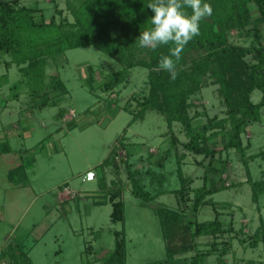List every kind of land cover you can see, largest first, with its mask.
Returning a JSON list of instances; mask_svg holds the SVG:
<instances>
[{"label": "rangeland", "instance_id": "rangeland-1", "mask_svg": "<svg viewBox=\"0 0 264 264\" xmlns=\"http://www.w3.org/2000/svg\"><path fill=\"white\" fill-rule=\"evenodd\" d=\"M67 1L74 3V0H22L21 4L41 9L35 13L38 20L48 21L51 15L56 20L61 17L72 20ZM247 6L250 17L255 18L256 6L252 2ZM257 29L264 42V26L260 23ZM253 34L239 28L228 31L229 41L242 46L251 43ZM9 60L6 53L0 56V148L2 144L9 146V151L0 152V251L7 247L21 249L29 259L28 264H103L104 257L114 248V231L123 230L125 264L165 261V238L156 207H177L172 192L180 187L175 151L184 153L180 167L183 175L191 179L192 188L202 185L204 164L209 158L183 149L180 142L187 137L180 123L174 122L172 130L179 140L177 149L171 147L167 157L160 164L157 162L171 140L165 117L148 110L142 119L133 120L138 106L132 97L147 92V69L129 68L128 80L113 91L103 92L100 88L90 91L85 84L87 66L92 67L93 85L98 86L107 73L119 69L121 64L92 45L67 49L56 53L45 69L46 80L60 78L67 94L57 104L30 108L28 85L19 83L21 73L14 63L6 62ZM250 97L258 103L262 91L254 89ZM188 100L194 105L191 115L195 110L204 111L193 119L194 125L206 117L225 116L218 84L209 77ZM127 103L128 110L123 108ZM60 107L65 109L62 118L58 115ZM259 111V120L241 134L242 143H249L246 160L235 149L223 151L221 157L227 159V170L221 177L230 186L210 195L218 205L224 226L231 217L234 221L233 232L218 237L219 241L230 240L223 264L250 261L264 264L263 244L252 248L239 241L264 224V191L253 201L249 182L264 181V158L258 156L264 150V105ZM220 139L219 136L213 139L217 147L222 145ZM127 150L130 152L127 164L140 171L145 190L151 195L158 193L154 199L144 201L131 193L123 159ZM115 155L116 170L110 159ZM32 157L34 162L24 170L26 186L12 183L11 180L24 174L15 170L10 177V170L21 160ZM202 159L203 164L197 163ZM116 187L121 188L119 198L115 199L124 203V219L113 222L109 195ZM192 195L189 192L190 199ZM223 202L230 205L222 209ZM214 216L213 207L206 204L196 214L188 212L187 219L201 222ZM212 240L211 236L198 237L196 247L209 249ZM193 254L194 251L177 254L176 261L170 264H185ZM217 257L212 254L207 261L216 262Z\"/></svg>", "mask_w": 264, "mask_h": 264}, {"label": "trees", "instance_id": "trees-1", "mask_svg": "<svg viewBox=\"0 0 264 264\" xmlns=\"http://www.w3.org/2000/svg\"><path fill=\"white\" fill-rule=\"evenodd\" d=\"M21 1L0 0V56L8 54L10 60L6 62L14 63L18 67L22 76L19 83L28 85L30 108L57 104L61 97L67 94L68 91L60 78L46 80L45 74L46 66L48 67L54 59V55L67 49L92 45L121 64L119 69L107 73L98 86L93 85L92 67L87 66L88 76L85 84L90 91L96 88L103 92L113 91L128 80L129 68L140 66L147 69V92L132 97L138 106L133 112V120L142 119L148 110H155L165 117L171 140L169 148L157 162L160 164L167 157L171 147L177 149L179 140L172 130L174 122L180 123L187 137L186 141L180 142L183 149L209 158L204 164L202 185L192 188L191 179L183 175L180 167L184 153L175 151L180 187L172 192L178 204L176 208L164 205L156 207L165 238L166 260L153 264L173 263L177 254L188 251H194V254L185 264H223L222 257L229 249L230 240L219 241L218 237L233 232L234 221L231 217L227 226H224L219 218L218 205L210 195L230 186L225 184L221 177L227 170V159L222 158L221 154L223 151L235 149L245 159V150L249 143H242L241 134L248 130L252 122L259 120V110L264 105V42L261 41V32L257 29L260 23L264 26V0H202L203 3L211 5L212 15L200 21V34L189 41L181 52L180 59L176 62L175 80L159 67L161 57L171 56L175 45L170 42L153 50L139 44L141 33L154 27L151 23L154 13L148 5L156 0H74V3L67 1L72 20L66 17L56 20L54 15H51L48 21L36 19L35 13H40L41 9L21 4ZM249 2L256 6L255 18L250 17L247 6ZM184 10L191 15L190 8ZM58 13L60 14L61 10H58ZM231 28L242 29L247 34L252 31L253 40L248 46L230 42L228 31ZM207 77L218 84L225 116L206 117L205 121L194 125L193 119L201 113L204 114V111L195 110L191 115L190 109L194 105L188 98L203 87ZM254 89L262 91V98L258 103L252 102L250 97ZM39 97V101L34 103ZM128 104L123 108L128 110ZM64 113L65 109L60 107L58 115L62 118ZM218 136L221 137V147H217L216 141L213 140ZM1 151H9V146L2 144ZM124 154L131 193L144 201L154 199L158 193L151 195L144 189L140 171L131 169L127 164L129 150ZM258 156L264 158V150H261ZM110 159L116 170L118 166L115 157L111 156ZM33 162V157L21 160L10 170L9 176L11 177L15 170L24 174V170ZM197 163L203 164L204 161L202 159ZM18 177V180H11L12 183L26 186V175ZM249 182L252 187V199L257 201L258 195L264 191V181ZM110 192V218L113 222L123 221L124 203L118 199L121 188L116 187ZM189 192L193 193L191 199ZM116 197L118 198L115 199ZM206 204L211 205L215 211L213 219L201 222L187 219L188 212L196 214ZM229 205V202H223L221 208H227ZM201 236L213 238L209 249L199 250L196 247V239ZM239 241L252 248L260 243L264 245V224H260L253 233L239 238ZM19 250L10 247L1 250L0 260L3 264L7 260L8 264H28L26 253ZM215 253L218 260L208 262L207 257ZM125 254L124 231L116 230L114 248L104 257L103 264H125ZM249 264L262 263L250 261Z\"/></svg>", "mask_w": 264, "mask_h": 264}, {"label": "clouds", "instance_id": "clouds-1", "mask_svg": "<svg viewBox=\"0 0 264 264\" xmlns=\"http://www.w3.org/2000/svg\"><path fill=\"white\" fill-rule=\"evenodd\" d=\"M148 7L154 13L151 18L154 27L141 33L139 44L155 50L160 45L173 43L175 47L171 50V56H162L159 67L175 80L176 62L181 52L189 41L200 34V21L211 16L213 9L202 0H156ZM185 8L191 9V15Z\"/></svg>", "mask_w": 264, "mask_h": 264}, {"label": "built area", "instance_id": "built-area-1", "mask_svg": "<svg viewBox=\"0 0 264 264\" xmlns=\"http://www.w3.org/2000/svg\"><path fill=\"white\" fill-rule=\"evenodd\" d=\"M124 154V153H123ZM118 157H117V155H115V159H117Z\"/></svg>", "mask_w": 264, "mask_h": 264}]
</instances>
